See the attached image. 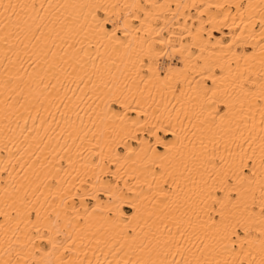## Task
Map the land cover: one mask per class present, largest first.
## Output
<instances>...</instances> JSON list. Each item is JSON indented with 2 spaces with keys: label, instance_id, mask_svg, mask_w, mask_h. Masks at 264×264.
Wrapping results in <instances>:
<instances>
[{
  "label": "bare ground",
  "instance_id": "bare-ground-1",
  "mask_svg": "<svg viewBox=\"0 0 264 264\" xmlns=\"http://www.w3.org/2000/svg\"><path fill=\"white\" fill-rule=\"evenodd\" d=\"M262 202L264 0H0V264H264Z\"/></svg>",
  "mask_w": 264,
  "mask_h": 264
},
{
  "label": "snow or ice",
  "instance_id": "snow-or-ice-1",
  "mask_svg": "<svg viewBox=\"0 0 264 264\" xmlns=\"http://www.w3.org/2000/svg\"><path fill=\"white\" fill-rule=\"evenodd\" d=\"M35 7V5H33ZM44 5L41 4L40 5V8L43 9ZM243 166V165H242ZM161 191H163L164 189H160ZM234 191V190H233ZM216 196V199L215 201L213 202L212 204V210L215 211L217 213L215 219L218 220L221 224L224 223V219H223V208H224V200L220 199V193H213L211 191H208L206 194H205V198H211L213 196ZM225 199H228L229 202H231V200H235L237 199V196L235 194H233L231 197H225ZM217 205H219L220 207L217 208ZM130 211V209H129ZM253 211H255V207L253 208ZM259 214L261 217H264V202H262V204L260 205V209H259ZM209 219H212V217L210 216ZM236 227L239 228L240 227V224L237 222L236 224ZM182 235V233H181ZM233 235H235V233H233ZM165 264H169V262H167L165 260ZM170 264H182L181 261H177L175 259H173Z\"/></svg>",
  "mask_w": 264,
  "mask_h": 264
},
{
  "label": "rangeland",
  "instance_id": "rangeland-1",
  "mask_svg": "<svg viewBox=\"0 0 264 264\" xmlns=\"http://www.w3.org/2000/svg\"><path fill=\"white\" fill-rule=\"evenodd\" d=\"M161 136H163V135L161 134ZM166 139H169V138H166ZM90 205H92V203H90ZM125 211H126L127 213H130V212H131V211H129L128 208H125Z\"/></svg>",
  "mask_w": 264,
  "mask_h": 264
}]
</instances>
